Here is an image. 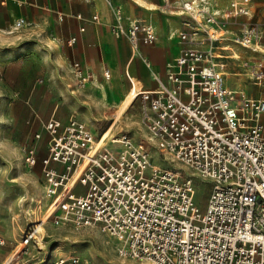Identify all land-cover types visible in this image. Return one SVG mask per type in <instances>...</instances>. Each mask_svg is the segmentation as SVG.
I'll return each mask as SVG.
<instances>
[{"label": "built area", "instance_id": "2783aa9c", "mask_svg": "<svg viewBox=\"0 0 264 264\" xmlns=\"http://www.w3.org/2000/svg\"><path fill=\"white\" fill-rule=\"evenodd\" d=\"M251 1L205 13L200 7L207 0H181L191 20L178 34L179 55L166 80L155 78L156 90L138 97L147 142L171 168L157 165L145 142L128 133L97 137L74 117L44 124L48 157L41 166L54 226L98 229L121 244L120 258L149 264H264V22L241 23L228 36L235 20L250 16ZM114 15V37L125 38L132 57L150 67L141 47L155 44V27L144 21L126 27L121 9ZM28 25L18 19L14 27ZM71 74L72 93L93 79L78 62ZM230 76L244 78L250 88L228 87ZM40 137L23 149L29 168L39 163ZM196 180L212 183L204 208L196 203ZM40 234L38 227L27 233L18 255L27 254ZM5 245L0 237V248ZM52 263L91 264L76 255Z\"/></svg>", "mask_w": 264, "mask_h": 264}, {"label": "rangeland", "instance_id": "374dc122", "mask_svg": "<svg viewBox=\"0 0 264 264\" xmlns=\"http://www.w3.org/2000/svg\"><path fill=\"white\" fill-rule=\"evenodd\" d=\"M9 6L12 9L11 5ZM14 23L15 18L9 19V30L0 31V138L10 137L24 148L25 144L39 134L41 137L37 145L38 158L42 159L46 157L49 140L43 126L53 115L60 119L76 117L100 137L112 126L113 114L119 106L116 99L117 85L113 82V77L104 82L108 85L105 105L102 108L85 96L88 91L78 96L70 95L58 79V74L65 63L63 58L66 56L69 42L59 41L51 35L52 33L50 39L47 37L44 39L35 32V29H15ZM235 72L241 71L236 69ZM120 79L121 84L123 82L125 87L129 88L128 77ZM239 81L230 76L226 78V85L235 89L250 88L244 78ZM91 86L92 83L89 87ZM260 93L257 96L261 97ZM126 114L124 119L118 122L111 137L128 133L137 141L145 142V147L157 165L171 168L168 160L147 142L148 131L143 122L141 100L137 99ZM108 147L113 151H120L122 148L116 144H108ZM24 157L23 153V159L7 177L0 175V236L6 240V245L0 250V264L7 262L24 236L36 227H43V232L38 237L43 236L45 249L40 250V245L30 243L28 253L16 257L18 264H53L58 247L62 249L58 256L76 255L91 264H149L120 258L117 250L121 244L102 234L98 229L76 232L74 228L68 226H54L51 218L47 222L44 221L49 210L45 198L42 166L38 163L34 168H29L24 163ZM3 166L4 162L0 161V167ZM176 167L185 170L180 165ZM186 172L190 176V171ZM21 173L29 177L24 186L13 182V178ZM195 184L196 203L204 208L212 183L196 180ZM33 198L40 202L31 203ZM45 233L47 237L44 239Z\"/></svg>", "mask_w": 264, "mask_h": 264}, {"label": "crops", "instance_id": "0c3cea01", "mask_svg": "<svg viewBox=\"0 0 264 264\" xmlns=\"http://www.w3.org/2000/svg\"><path fill=\"white\" fill-rule=\"evenodd\" d=\"M169 1L166 5L165 0H111V6H109L105 0H8L6 5L2 6V0H0V31L9 30L8 24L11 18H15V23L18 19H25L29 25L24 28L35 29V32L44 39L46 37L50 39V33H52L51 35L59 41H68L69 47L63 58L65 63L58 74V79L65 86L67 93L78 96L88 91L85 96L102 108L105 105L108 85L104 82H108L113 77V82L117 85L116 99L121 106L122 100L132 89L133 80L138 83L143 92L156 90L158 84L155 78L166 80L169 64L173 63L179 55L181 45L178 34L187 29L185 22L191 19L182 14L181 0ZM207 1L208 6L200 7L205 13L224 11L231 2L238 0ZM116 9H121L126 27L130 21H144L155 27L158 36L155 44L141 47L142 58L150 64V67L141 58L132 57L130 45L125 38L117 39L112 34L111 26L115 23ZM205 13L201 16L202 18L205 17ZM94 17H97L96 21ZM250 20L264 22V0H252L250 16L235 20L228 36L236 33L241 23ZM72 40L75 41L72 43ZM61 51L59 47V52ZM75 62L80 63L84 69L92 73L93 79L86 88L72 93L68 86L73 83L71 65ZM124 76L130 80L129 88H126L123 82L121 84L120 78ZM52 118L66 123L72 117L60 119L53 115L50 119ZM112 123V126L116 124L114 120ZM126 126L129 127L128 124ZM132 139L137 141L133 137ZM33 140L34 138L25 146ZM47 155L46 147L45 156L48 157ZM42 159L38 158L40 165Z\"/></svg>", "mask_w": 264, "mask_h": 264}, {"label": "bare ground", "instance_id": "6f19581e", "mask_svg": "<svg viewBox=\"0 0 264 264\" xmlns=\"http://www.w3.org/2000/svg\"><path fill=\"white\" fill-rule=\"evenodd\" d=\"M132 89H130V91L128 92V94L126 95V97L122 100L121 102V106H119L116 114L114 115V126H110L108 129L105 130V132L103 133V135L105 134V137L108 138L112 132H113V129L114 127L119 124L118 122H121L125 115H127L126 113L130 110V108L132 107L133 103L138 99V97L140 95L143 94V91L139 88V85L138 83L133 80V86L131 87ZM40 201L37 199H31V203H39ZM34 211V210H33ZM36 217V216H35ZM39 217V216H38ZM51 217V214L50 212L48 211L46 216L44 217V221H48V219ZM36 220V218H35ZM43 227L39 228V230L41 231V233L43 232ZM43 235V234H42ZM47 237L46 233H45V236H44V239ZM44 240H42L41 237H37L36 238V242L38 245H40V250H44L45 249V244L43 242ZM21 245L18 246V248L16 249L17 251H15L11 256L10 258L7 260V262H5V264H18L19 262L16 261V257L18 255V253H20V251L24 248V245L23 242L20 243ZM61 248L58 247L57 250H56V255L58 256L60 253H61Z\"/></svg>", "mask_w": 264, "mask_h": 264}, {"label": "clouds", "instance_id": "9594fccd", "mask_svg": "<svg viewBox=\"0 0 264 264\" xmlns=\"http://www.w3.org/2000/svg\"><path fill=\"white\" fill-rule=\"evenodd\" d=\"M23 159V147L13 141L10 137L0 138V161L4 162L3 167H0V175L7 177L14 167L17 168L19 161ZM29 180L25 174H20L13 178V182L25 185Z\"/></svg>", "mask_w": 264, "mask_h": 264}]
</instances>
